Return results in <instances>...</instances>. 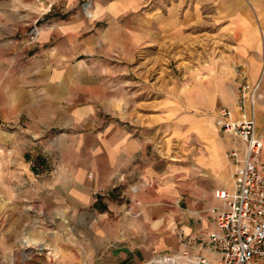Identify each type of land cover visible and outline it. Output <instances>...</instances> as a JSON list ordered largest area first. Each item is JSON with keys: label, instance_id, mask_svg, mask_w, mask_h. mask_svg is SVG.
I'll use <instances>...</instances> for the list:
<instances>
[{"label": "crops", "instance_id": "obj_1", "mask_svg": "<svg viewBox=\"0 0 264 264\" xmlns=\"http://www.w3.org/2000/svg\"><path fill=\"white\" fill-rule=\"evenodd\" d=\"M42 1L55 7L29 48L37 0H0V184L53 218L94 211L114 223V246L99 264H146L178 253L183 241L206 238L224 207L215 191L233 190L228 152L243 144L212 122L190 157L157 160L154 147L109 117L111 89L101 70L99 22L121 45L131 34L139 49L141 0ZM166 1L170 13L193 2L196 11L212 6L224 22L229 67L260 83L256 118L264 141V0ZM229 107L238 115L234 101ZM202 254L216 257L208 249Z\"/></svg>", "mask_w": 264, "mask_h": 264}, {"label": "rangeland", "instance_id": "obj_2", "mask_svg": "<svg viewBox=\"0 0 264 264\" xmlns=\"http://www.w3.org/2000/svg\"><path fill=\"white\" fill-rule=\"evenodd\" d=\"M185 5L176 14L166 0H141L139 49L132 48L131 34L121 45L114 29L99 22L101 70L111 89L105 109L140 135L141 145L154 147L157 160L162 154L195 153L203 141L201 131L215 123L216 110L230 108L233 101L236 106L239 93L240 66L229 67L227 37L219 32L224 22L215 18L212 6L196 11L194 2ZM37 7L26 35L29 48L39 43L55 5L37 0ZM34 27L40 35L31 43ZM31 206L0 184V264H99L97 257L114 246V223L94 211L72 219L61 211L53 218Z\"/></svg>", "mask_w": 264, "mask_h": 264}, {"label": "built area", "instance_id": "obj_3", "mask_svg": "<svg viewBox=\"0 0 264 264\" xmlns=\"http://www.w3.org/2000/svg\"><path fill=\"white\" fill-rule=\"evenodd\" d=\"M40 35L34 27L33 43ZM239 93L236 110L220 107L215 112V125L224 134L243 144V150L231 149L228 159L232 166L233 190L217 189L215 197L224 203L216 212V230L196 243L183 241V249L175 254L160 255L146 264H264V141L256 118L257 93L260 83L252 85L240 67L236 70ZM197 247L194 253L191 248ZM208 249L216 257L202 254Z\"/></svg>", "mask_w": 264, "mask_h": 264}]
</instances>
